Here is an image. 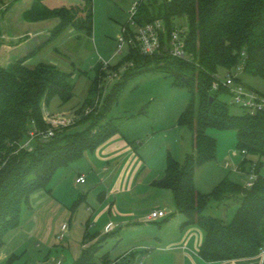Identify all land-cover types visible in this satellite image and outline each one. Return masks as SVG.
<instances>
[{
    "label": "trees",
    "instance_id": "obj_1",
    "mask_svg": "<svg viewBox=\"0 0 264 264\" xmlns=\"http://www.w3.org/2000/svg\"><path fill=\"white\" fill-rule=\"evenodd\" d=\"M54 1L34 0L25 14L28 21L59 19L48 40L9 66H0V251L7 234L19 227L24 205L40 190L50 193L49 184L58 170L119 133V125L109 115L129 81L144 73L159 72L169 75L174 86L191 94L178 124L191 132L194 151L183 163L169 156L164 177L154 181L153 186L172 191L176 213L186 218L184 226L203 230L199 255L205 261L257 256L264 244V115L244 110L242 114H232L229 104L220 99L228 95L227 91L213 92L212 84L217 75L237 72L240 67L243 73L264 80V0H142L136 24L144 26L158 19L164 22L160 52L144 55L131 48L107 70L98 64L88 97L77 109L82 117L76 125L58 129L47 141L34 142L32 150L22 149L31 129L46 131L50 127L44 119V109L51 100L58 97L65 104L75 92L71 71L49 63L32 67L28 60L70 31L93 35L94 0L61 6H54ZM177 19L187 23L183 32L184 58L168 50L172 30L181 29ZM110 72L118 73L120 79L105 86ZM98 98H103L100 108L95 106ZM85 107L94 109L85 114ZM210 130L235 131L238 151L257 158V179L252 187L225 178L208 195L196 188V169L217 156L218 142ZM247 156L240 165L244 169L249 163ZM211 199L219 204L238 200L230 223L205 214ZM84 200L80 197L74 202L73 212ZM107 236L86 233L84 242L98 237L104 241ZM100 244L97 241L85 248L74 264H95ZM103 259L105 264H131ZM18 260L19 256L12 255L1 264H15Z\"/></svg>",
    "mask_w": 264,
    "mask_h": 264
},
{
    "label": "rangeland",
    "instance_id": "obj_2",
    "mask_svg": "<svg viewBox=\"0 0 264 264\" xmlns=\"http://www.w3.org/2000/svg\"><path fill=\"white\" fill-rule=\"evenodd\" d=\"M137 1L141 0H94L92 37L88 36L85 32L75 34H70V32H68L59 38L58 44H63L65 50L59 53L57 61L48 56L46 62L58 66L62 70H68L73 73L72 83L75 87V92L74 97L65 104L60 102L61 100L58 97L52 99L48 108L51 113L72 109L82 104L87 86L94 77L96 66L106 62H109L110 65H116L122 57L128 53V50L124 49L123 55H117L116 38L121 27L129 22L131 7ZM71 2L70 0H56L53 3L54 6H61ZM176 24L183 31L187 30L185 19H177ZM66 59L68 61H64ZM37 60H41V57H37ZM241 73L242 80L247 86L264 94V80L261 77L252 76L243 72ZM119 79L120 77L115 80L117 81ZM90 84L91 87L92 82ZM154 94L156 96V102L152 105L146 104L147 101H154V99L149 100ZM220 99L229 104L232 114L243 113L239 107L232 104V99L229 95H221ZM136 100H139L141 104H145L143 109L135 113L134 116L129 113L125 114L124 112L126 110L138 106L137 103H134ZM190 100V92L186 89L174 86L172 78L169 75L159 72L144 73L129 81L121 98L114 104L109 117L114 119V122L119 125L124 133H127L128 129L135 125V123L145 122L147 126L144 125V129L148 128V126L151 128H149V133H145V137H140V141H137V143L134 142L136 146H138V149H142V155H148L152 157V160L158 162L164 155H168L169 149L174 156L171 155L178 162L183 163L187 154L193 153L194 148L191 142V132L186 127L180 126L178 120ZM87 109L88 107H85L84 110ZM72 111L74 112L76 110ZM83 127L84 126H81L80 128ZM209 134L218 142L217 156L216 159L206 162L197 169L195 180L199 190H201L203 194L208 195L225 178H229L235 183L246 186L251 178V167L255 166V163L253 162L252 165H249L247 173L238 171L239 164L242 160L239 154L240 152L237 149L235 131L210 130ZM32 146L35 147V143H33ZM171 155H168V157ZM251 158L257 161L256 157ZM88 168L89 166L86 159L82 158L74 162L71 166L58 170L49 184V188L52 190L48 194L49 196L52 195L50 199L56 198L58 202L68 208L69 217L66 219V217H62V214L53 212L55 207L51 205V202L49 204L41 202V210L36 213L37 219L35 223V230L41 232V236H35V239H29L32 236L28 233L27 229L30 230L33 228L30 224L27 225L23 234L16 239V242L20 238L19 241L27 240V243L26 249L16 254L19 256V260L15 264H31V262H35L38 258L43 257L46 260L48 255L55 256L58 258V261H64L63 264L72 263L68 251L64 252V250H60L58 246H53L54 243H57L55 232H59L64 223L69 224L72 213L78 210L81 211L79 212L80 214L76 215V213L74 215L71 220V233H69L61 243L67 245L71 242V247L76 246L77 249L81 247V238L86 229L87 215L89 213L86 207L89 205L91 210L92 208L98 210V204L100 203L98 199L100 192L91 191L92 177L89 176L88 171H90V168L89 170ZM80 172L88 174L87 183L79 185L77 189H75L74 182ZM261 173L264 175V168ZM70 189L74 191H70ZM152 189L158 191L157 188ZM165 191L170 198L169 200L167 197L161 199L150 197L140 206H143L146 210L148 209L149 211H147V213L149 214L152 211V207L164 202L163 211L166 213L168 211V215L173 214L172 217H169V221L162 224L148 223L146 222L147 214L144 217V222L136 223L134 229L131 226L123 230L121 234V238H123L122 242L119 241L118 236L113 237L109 235L104 241H101V238L98 237L95 239V242L98 241L101 243V246L97 253L95 264H105L104 260H100L105 257L110 262L121 258L124 254H127L128 248L135 244V238L145 239L149 236L161 235L159 231L161 227H165L166 231L175 233L174 231L181 226V219L183 220L185 217L176 213V206L172 200L171 195L173 194L171 191ZM86 195H88L87 201L81 203L73 212L72 207L74 202ZM238 205L239 202L236 199L227 200L221 204L211 199L205 214L208 217L220 218L225 223H230L235 216ZM27 209L28 206L24 205V214L21 219H26ZM119 213L122 212L119 211ZM64 220H66V222H64ZM44 222L45 224L42 226L41 224ZM91 222L93 225L95 224V222ZM98 226L100 227V225ZM51 230L52 233L50 236L49 231ZM90 230L92 235L97 233L95 229L92 230V227L89 228V231ZM98 233L103 234L100 230ZM50 244L51 248H49ZM163 244L159 245L158 249L157 247H153L154 245H152V247L148 245L143 247L144 249H140L142 250L138 253L140 260L139 258L135 259L133 261L134 264H172V258L177 252L176 250L173 251V249L168 250L169 252H166V249L164 251L166 247H162ZM131 248L129 250H133L136 247ZM39 251L43 253L39 254Z\"/></svg>",
    "mask_w": 264,
    "mask_h": 264
},
{
    "label": "crops",
    "instance_id": "obj_3",
    "mask_svg": "<svg viewBox=\"0 0 264 264\" xmlns=\"http://www.w3.org/2000/svg\"><path fill=\"white\" fill-rule=\"evenodd\" d=\"M71 1L72 0H70V2ZM77 1L79 0H73L71 3H77ZM33 2L34 0H0V66L7 67L14 61L28 55L30 52L40 47L45 41L48 40L51 31L58 25V18L40 21H28L25 18V14L32 8ZM70 34L75 33L73 31H70ZM58 40L47 44L45 47L39 50L35 56L31 57L28 60V65L34 67L39 63H47L46 59L48 56H50L53 60L56 59L55 61H57L59 53L65 50L63 44H58ZM37 57H41V60H37ZM64 61L68 60L66 59ZM93 79L94 77L91 79L90 83ZM90 83L87 86L83 103L88 97V91L90 90L91 85ZM155 97V94L152 95L149 100L154 99V101H147L146 104H154L156 102ZM83 103L72 109L60 110V112H69L72 110H76L75 112H77V109H79L83 105ZM134 103H137L138 106L130 108V110H126L124 112L125 114L129 113L130 115L134 116L135 113L141 111V109H143V106L145 105L143 103L141 104L139 100H136ZM48 108L49 105L46 106V110L51 113ZM57 113L53 112L51 114ZM144 125H146L145 122L135 123V125L128 129L127 133H124L120 128L118 134L110 137L96 150L85 152L83 158L86 159L88 163V166L90 168V171H88V173L89 176L92 177L91 191L100 192V195L98 197L100 203L98 204V210H95L94 208H92L91 210L89 205L88 207H86V210L89 213L87 215L86 229L84 230L83 237L81 238V247L79 249H77L76 246L71 247V242H69L67 245L61 243L63 242V240H65L68 234L71 233V220L73 219L74 215L76 213V215L80 214L79 212L81 211L78 210L72 213L69 219L70 222L68 224V231L62 241L58 238L61 229L59 230V232H55L57 243H54L53 246H58V248H60V250H64V252L68 251L69 257L72 262L71 264H74L79 259L82 251L85 248L89 247L92 243L95 242V240H93L92 242H84L86 233L92 235L91 230L89 231L90 227H92V230L95 229L97 233L99 230L102 231L103 234L98 233L100 236H118L119 241L122 242L123 238H121V234L125 228H130L132 226V228L134 229L136 223L144 222V217L148 214L147 211L149 210H146V208L140 206L143 205V202H145L150 197H157V199L167 197L168 200L170 199L165 190H171L157 188L153 186V182L164 177L167 164L166 158L172 153L168 149V155H164L158 162L152 160V157H149L148 155H142V149H138V146H136L135 143H137V141H140V137H145V133H149L150 127L148 126V128L144 129ZM191 142L193 147L192 137ZM243 159L244 157L241 156L242 161ZM247 159L249 160V163L246 165L245 169L240 167V163L238 171L247 173V168L249 167V165H252L253 162H256L255 159L253 160L250 156H247ZM199 167L197 169H199ZM81 176L85 177L84 183L77 182V179ZM195 177V186L199 190L196 184ZM87 179L88 174L80 172L74 182L75 189H77V186L79 185L86 184ZM152 188H157L158 191H154ZM70 191L74 190L70 189ZM199 191L203 193L201 190ZM51 196H49L46 190H40L31 197L29 203L26 204L28 206L26 219H20L19 227L10 231L5 238V245L0 251V264L4 262L9 256L16 255L17 253L22 252L24 249H26L25 247L27 240L19 241V238L16 242V239L23 234L24 230H26L27 225L30 224L33 228H29L30 230L27 229L28 233H30V235L32 236L29 239H35V236H41V232L35 230V223L37 219L36 213L40 212L41 210V202H46L48 204L51 202V205H54L55 207L53 212L60 213L62 214V217H66V219H68V208L58 202V199H50ZM87 197L88 195L84 196V201H87ZM171 197L174 201L173 195H171ZM163 205H165L164 202L157 204L155 207H152V211H163ZM118 210L122 213H119ZM167 213L169 212L167 211ZM167 213L165 217H162L150 223L162 224L168 222V217L170 216V214L168 215ZM23 214L24 212L22 210V215ZM91 221L95 222V224L93 225ZM181 221V226H179V228L174 231L175 233L166 231L165 227H161V229H159L161 235H153L146 237L145 239L135 238V244L131 247L136 248L133 250H129L131 248L129 247V251L127 250L126 252L127 254H124L121 258L111 262L123 263L125 261L134 264L133 261L139 258V251H142L140 249H144L143 247L148 245H150L151 247L152 245H154L153 247H157L158 249V246L164 243L162 246L166 247L164 248V251L166 249V252H169L168 250L173 249V251L176 250L177 252L176 255H174L172 258V264H262L259 256L220 262L205 261L199 255L200 246L204 241L203 230L196 226H184L186 218H184L183 220L181 219ZM64 222H66V220H64ZM111 223H113L115 227L112 230H107L108 225ZM44 224L45 222L41 225L43 226ZM98 225H100V227ZM49 232L51 236L52 230ZM50 246L51 244L49 245V248H51ZM42 253V251H39V254ZM100 260L103 261L104 259L101 258ZM59 262L61 261H58V258H56L55 256L48 255L46 260L44 259V257L38 258L35 262H31V264H58ZM63 262L64 261H62L61 264H63Z\"/></svg>",
    "mask_w": 264,
    "mask_h": 264
},
{
    "label": "built area",
    "instance_id": "obj_4",
    "mask_svg": "<svg viewBox=\"0 0 264 264\" xmlns=\"http://www.w3.org/2000/svg\"><path fill=\"white\" fill-rule=\"evenodd\" d=\"M142 1V0H141ZM141 1H137L133 4L130 10V19L127 25L121 27L117 36V55H122L124 49H137L144 55H154L159 53L162 47L161 35L165 33L164 22L160 19L154 22L148 23L144 26H138L136 24V15L138 13ZM183 30L176 28L172 30L169 42L168 50L170 53L179 58L186 57L185 40L183 36ZM103 69L107 70L111 65L109 62L102 63ZM243 67L237 72L233 73H221L216 76V80L212 84V91L217 92L221 89H225L228 95L232 99V104L239 107L251 115L263 114L264 115V94L249 88L241 80V72ZM118 78V73L110 72L105 78V86L113 82ZM102 99L98 98L95 106H101ZM92 108L85 110V114H90ZM81 115L77 112H61L57 114H51L44 109V119L50 124V127L46 131H41L37 128L31 129L29 137L21 144L22 149L32 150V144L36 141H47L55 136L58 129L67 128L76 125L81 119ZM241 156H247L246 151L239 153ZM237 155V154H236ZM256 166H252L250 170V181L247 183V187H252L257 179ZM78 183H84L85 177L81 176L77 179ZM166 216V212L161 210L151 211L147 217L146 222L150 223ZM68 223H64L61 226L59 240H63L68 231ZM115 227L113 223L109 224L107 230H112ZM261 259V263L264 264V244L257 255ZM58 264H61L59 262Z\"/></svg>",
    "mask_w": 264,
    "mask_h": 264
},
{
    "label": "water",
    "instance_id": "obj_5",
    "mask_svg": "<svg viewBox=\"0 0 264 264\" xmlns=\"http://www.w3.org/2000/svg\"><path fill=\"white\" fill-rule=\"evenodd\" d=\"M212 100H213V98H212Z\"/></svg>",
    "mask_w": 264,
    "mask_h": 264
}]
</instances>
